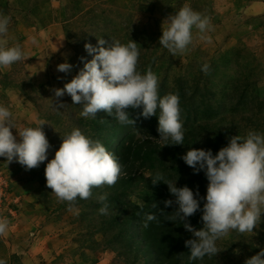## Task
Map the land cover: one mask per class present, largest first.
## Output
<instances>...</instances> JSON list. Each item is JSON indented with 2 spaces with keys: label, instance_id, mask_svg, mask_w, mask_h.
I'll list each match as a JSON object with an SVG mask.
<instances>
[{
  "label": "rangeland",
  "instance_id": "374dc122",
  "mask_svg": "<svg viewBox=\"0 0 264 264\" xmlns=\"http://www.w3.org/2000/svg\"><path fill=\"white\" fill-rule=\"evenodd\" d=\"M185 4L210 18L211 26L203 34L194 27L192 44L173 56L159 43L162 24ZM0 15L11 17L7 36L0 39L24 52L20 61L0 67V105L11 111L18 141V131L45 123L51 146L48 160L31 170L0 157V218L9 222L0 235V259L6 264H245L264 249L262 215L252 232L230 230L218 239L217 255L190 261L185 241L192 234L181 221L166 220L178 205L166 208L164 201L176 197L163 181L154 185L148 177L162 173L177 187L198 189L206 197L205 172L195 173L182 156L193 148L216 155L232 136L264 134V0H0ZM99 38L137 42V70L144 74L151 66L160 97L179 93L184 145L159 140V110L146 119L139 115L142 107L130 109L133 126L104 111L82 117V105L68 94L60 98L65 107L54 108L52 90L78 74L81 57L93 58L85 44L97 46ZM65 62L73 65L70 73L57 70ZM205 63L208 74L201 70ZM75 128L101 141L116 158L123 140L126 148L149 140L148 168L126 176L120 163L114 186L93 188L90 198H77L69 211L68 202L47 187L45 169L62 136ZM103 193L107 215L99 213L97 197ZM146 213L157 215L148 227ZM201 216L197 211L189 217L197 230L203 227Z\"/></svg>",
  "mask_w": 264,
  "mask_h": 264
},
{
  "label": "clouds",
  "instance_id": "9594fccd",
  "mask_svg": "<svg viewBox=\"0 0 264 264\" xmlns=\"http://www.w3.org/2000/svg\"><path fill=\"white\" fill-rule=\"evenodd\" d=\"M10 20L11 17L0 15V38H6ZM210 26V18L185 4L165 19L159 43L175 56L192 44L194 27L203 34L210 30ZM205 38L201 36V39ZM32 42L36 43L35 38ZM137 45L134 40L122 44L112 38L110 41L99 38L97 46L86 43L85 50L93 58L88 61L81 57L84 67L78 74L63 88L52 90L53 106L57 110L64 108L60 98L68 94L74 104L82 105V117L96 118L99 111H104L121 125L133 126L136 120L131 118L130 109L142 107L139 115L146 119L157 115L159 110V140L165 146L184 145L179 93L159 96L158 77L151 66L144 74L137 70ZM23 57L20 45L8 47L4 39H0V67L11 66ZM72 68L73 65L65 62L59 64L57 70L70 73ZM201 70L208 74L210 66L205 63ZM44 124L18 131L21 138L18 141L12 131L16 129L12 113L8 107L0 105V157H5L8 163L15 160L26 170L39 167L48 160L51 147L42 127ZM62 141L55 157L46 165L45 177L47 187L59 200L68 202L69 211H72L77 198H90L93 188L114 186L122 173V165L101 141L90 139L79 128L62 136ZM182 159L195 173L205 172L209 181L206 197L200 196L198 189L194 193L188 186L177 187V181L166 180L162 173L148 177L154 185L163 181L176 197L175 201H164L166 208L178 205L166 220L181 221L192 234V238L185 241L190 250L188 259L203 260L206 255L211 258L218 254L216 241L230 230L252 232L257 223H261L264 215V134L249 131L244 137L232 136L228 145L216 155L210 149L193 148ZM97 199L102 204L99 213L107 215L108 194L103 193ZM202 200L206 202L201 209ZM153 207L157 205L153 204ZM197 211H202L203 227L199 230L189 222V217ZM160 214L163 215L164 211L160 210ZM155 220L156 213H146L143 226L148 227L149 222ZM8 227V220L0 218V235H4ZM0 264H6V261L0 259ZM245 264H264V249L247 258Z\"/></svg>",
  "mask_w": 264,
  "mask_h": 264
},
{
  "label": "trees",
  "instance_id": "16d2710c",
  "mask_svg": "<svg viewBox=\"0 0 264 264\" xmlns=\"http://www.w3.org/2000/svg\"><path fill=\"white\" fill-rule=\"evenodd\" d=\"M126 139V137H124ZM125 141L123 140L120 143L118 152H117V159L119 163L123 165L125 168V175L130 176L134 170L136 169H145L148 168V157L150 154V150L148 145L150 143L149 140L140 143H133L129 148H126ZM114 142L111 145V148L114 146ZM138 167V168H137ZM125 181V180H124ZM128 181V180H127Z\"/></svg>",
  "mask_w": 264,
  "mask_h": 264
}]
</instances>
